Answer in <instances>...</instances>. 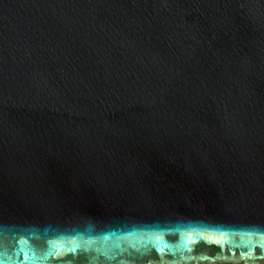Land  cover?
Listing matches in <instances>:
<instances>
[{
  "label": "water",
  "instance_id": "1",
  "mask_svg": "<svg viewBox=\"0 0 264 264\" xmlns=\"http://www.w3.org/2000/svg\"><path fill=\"white\" fill-rule=\"evenodd\" d=\"M0 264H264V0H0Z\"/></svg>",
  "mask_w": 264,
  "mask_h": 264
}]
</instances>
